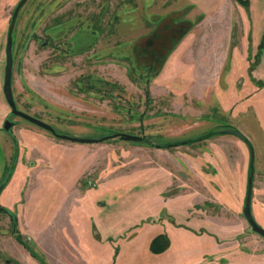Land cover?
I'll list each match as a JSON object with an SVG mask.
<instances>
[{"label":"rangeland","instance_id":"1","mask_svg":"<svg viewBox=\"0 0 264 264\" xmlns=\"http://www.w3.org/2000/svg\"><path fill=\"white\" fill-rule=\"evenodd\" d=\"M18 1L0 0V183L10 172L0 205L20 239L0 212V264H264V238L242 215L251 164L250 212L264 229V0H251L243 69L190 92L188 30L155 79L162 98L148 90L159 68L149 61L163 59L188 25L163 22L138 43L137 58L132 43L170 11L189 9L193 24L210 0ZM7 38L15 107L95 141L59 139L13 115L9 133L2 129ZM243 55L236 44L233 63ZM117 132L140 139L97 140Z\"/></svg>","mask_w":264,"mask_h":264},{"label":"crops","instance_id":"2","mask_svg":"<svg viewBox=\"0 0 264 264\" xmlns=\"http://www.w3.org/2000/svg\"><path fill=\"white\" fill-rule=\"evenodd\" d=\"M248 1V6H245L237 0H210V2L204 7L200 6V9H198L199 12H197L198 14L196 12L193 13L195 14L193 17V24L189 22V15L191 13L189 9L170 11L166 16L160 18L157 17L160 21L149 32L138 35L132 43L133 52L136 58L138 57L137 52L143 50L142 48L137 47L138 43L141 40H146L148 43L150 39H152V35L155 33L156 29L163 22L169 20L177 23V25L180 23L188 25L187 30L180 37L176 38L168 47L167 54L163 59L161 57H155L149 61L148 67L155 65L159 66L157 74L149 77L148 80V90L150 94L154 96L155 93H158L159 95L157 96L160 98L165 96L161 93H164L165 89H161V87L157 86L155 79L161 74L169 55L178 51L183 39L186 38H183V35L188 30L193 33V36L187 37L189 42L187 41L188 46L183 52V61L193 63L191 71L192 79L189 82L191 89L190 92H201L202 89L205 91L207 88H210V86H215V84L219 82L223 73L226 72L228 75L230 74V77H233L235 69L236 71L243 69L245 58L250 59L251 57L250 46L253 43V38L250 31L254 25L253 21L255 17V9L252 6L251 0ZM177 15H179L178 21L173 20ZM236 44L240 46L241 53H244L242 63H239L238 60L237 65L234 64L231 59V53ZM243 45H245V52H243ZM135 50H137V52ZM257 69V66L253 67L248 74L252 77H254V75L261 76V73H259ZM150 78L152 80H150ZM255 80H257L258 83H261L260 79ZM196 235L202 236L203 231ZM215 242L217 246L218 243L216 238ZM224 242L228 241H223V243ZM263 246L264 244L262 247Z\"/></svg>","mask_w":264,"mask_h":264},{"label":"water","instance_id":"3","mask_svg":"<svg viewBox=\"0 0 264 264\" xmlns=\"http://www.w3.org/2000/svg\"><path fill=\"white\" fill-rule=\"evenodd\" d=\"M24 0H19L17 3V6L21 5V3ZM33 38H36L35 34H32ZM10 39L7 38L6 43H5V66H4V73H3V83H2V92L5 98L6 103L9 105L10 107V114H15L18 115L24 119H26L27 121L49 131L52 135H54L55 137L59 138V139H63V140H68V141H73V142H80V143H84V142H93L95 141L94 139H86V138H80V137H75V136H71V135H65V134H58L55 133L53 128L33 117L30 116L20 110H17L14 106L13 103V99H12V95H11V90H10V71H11V66H12V58H11V51H10ZM18 68V64L16 66ZM12 125V122L9 121L8 119H5L3 121L2 124V128L7 131L9 130V127ZM225 133L228 134H233L235 136H237L238 138H240L241 140H243L244 142H247V139L245 138V136L239 132L238 130H234V129H230V130H225ZM113 137H119L122 140H139L140 137L137 135H132V134H127V133H121V132H117V133H113L104 137H101L100 139H97L98 141L100 140H104L106 138H113ZM96 140V141H97ZM251 163V161H250ZM250 188H251V164H250V175L247 177V181H246V191H245V196H244V201H243V206H242V215L243 218L245 219L246 223L248 224L249 228L251 231L259 234L260 236H262L264 238V229L261 228L253 219L251 212H250Z\"/></svg>","mask_w":264,"mask_h":264},{"label":"trees","instance_id":"4","mask_svg":"<svg viewBox=\"0 0 264 264\" xmlns=\"http://www.w3.org/2000/svg\"><path fill=\"white\" fill-rule=\"evenodd\" d=\"M238 2H240V0H238ZM240 3L245 5L246 2L244 3L242 1ZM143 92H144L145 97L148 98V90H147V87L143 88ZM217 132L218 131H211L209 133H204L202 135L195 136V137H192V138L180 139V141H177V142H174V143H171V144L172 145L183 144V143L190 144V143H192L194 141H200L202 139L208 138V137L216 134ZM12 142L14 144V140L13 139H12ZM246 143L250 147V144L248 143V141ZM160 146L161 147L162 146H169V143H164L163 145H160ZM13 158H15V152L13 153ZM13 163H14V159H13ZM13 163H12V165H13ZM9 174H10V172H9ZM9 174L7 176H5L4 179L1 181L0 188H2L4 186V184L6 183V181L8 180ZM0 210L5 211V212H9L7 209H3V208H0ZM8 216H9V221H10V228H11L10 230H11V232L13 233V235L15 236V238L20 239V234L18 233L17 228H16V217H15V215H13V213L9 212L8 213Z\"/></svg>","mask_w":264,"mask_h":264},{"label":"flooded vegetation","instance_id":"5","mask_svg":"<svg viewBox=\"0 0 264 264\" xmlns=\"http://www.w3.org/2000/svg\"><path fill=\"white\" fill-rule=\"evenodd\" d=\"M44 44V42H42V45ZM10 73H11V71H10ZM10 90H11V88H10ZM12 95V94H11ZM14 103V102H13ZM8 105V104H7ZM9 106V105H8ZM15 106V105H14ZM16 108V107H15ZM17 109V108H16ZM17 110H19V109H17ZM21 111V110H20ZM23 112V111H22ZM25 113V112H24ZM27 114V113H26ZM11 115H13V116H17V117H20V116H18V115H15V114H10V107H9V112L4 116V118H3V120H2V124H3V121L5 120V119H8L9 121H11L12 122V125H14V121L12 120V119H10L9 118V116H11ZM29 115V114H28ZM30 116H32V115H30ZM20 118H22V117H20ZM24 119V118H23ZM26 120V119H25ZM40 120V119H39ZM42 121V120H41ZM29 122V121H28ZM44 122V121H43ZM31 123V122H30ZM46 123V122H45ZM33 124V123H32ZM48 124V123H47ZM11 125V126H12ZM35 125V124H34ZM10 126V127H11ZM37 126V125H36ZM10 127H9V130H7V131H5L3 128V130L5 131V132H7V133H9V131H10ZM39 127V126H38ZM52 127V126H51ZM41 128V127H40ZM53 128V127H52ZM43 129V128H42ZM45 130V129H44ZM53 130H54V132L55 133H57L56 131H55V129L53 128ZM47 131V130H46ZM49 132V131H48ZM50 133V132H49ZM58 134H61V133H58ZM54 136V135H53ZM55 137V136H54ZM57 138V137H56ZM11 139H13V138H11ZM6 184V183H5ZM4 184V185H5ZM4 187V186H3ZM3 187L2 188H0V190H2L3 189ZM0 208H3V209H7V208H5V207H3L2 205H0ZM8 210V209H7ZM9 211V210H8ZM0 212L1 213H4V214H6V215H8V213L10 212H5V211H2V210H0ZM10 223V222H9Z\"/></svg>","mask_w":264,"mask_h":264}]
</instances>
